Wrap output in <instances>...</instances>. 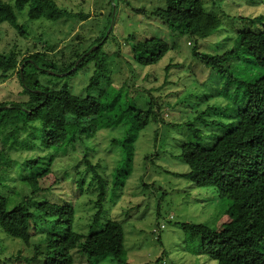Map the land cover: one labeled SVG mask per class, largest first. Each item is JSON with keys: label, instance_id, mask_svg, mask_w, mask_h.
<instances>
[{"label": "rangeland", "instance_id": "rangeland-1", "mask_svg": "<svg viewBox=\"0 0 264 264\" xmlns=\"http://www.w3.org/2000/svg\"><path fill=\"white\" fill-rule=\"evenodd\" d=\"M0 2L13 7V0ZM55 2L74 13L88 14V17L50 20L35 18L34 14L28 16L26 10H15L24 35L9 22H1L0 50L6 54L14 51L19 59L34 50L48 52L50 57L59 61L62 56L72 59L75 51L83 50L101 38L105 31L106 41L98 56H105L107 70L89 93L96 95L99 90L112 85L120 91L123 101L135 104L140 110L137 115L139 122L144 121L146 125L138 130L133 141L131 170L123 185L114 189L112 173L121 159V148L111 140L123 135L124 124L106 127L99 114L93 119V136L83 140L76 138L72 145L67 140L54 152L52 148L41 145L32 126L15 127L2 117L1 196L9 204L24 201L31 210L40 201L68 203L74 208L71 227L84 235L102 229L109 219L121 223L124 263H118L109 254L89 259L75 252L72 264H217L216 260L199 251V239L191 238L181 223L218 228L229 219L225 212L227 201L219 196L215 187L196 185L184 176L188 166L179 152L181 144L193 139L189 125L211 142L213 130L220 131L221 128L211 127L207 120L220 117L210 111L201 112L211 105L226 109L236 107L241 100V92L193 57L191 49L196 43L198 51L222 54L233 46L238 27L263 28L264 22L253 24L245 19L264 13V0H203L205 10L217 16L221 26L202 39L189 36L180 26L165 25L146 12L136 13L137 8L146 11L164 8V0ZM113 4L116 5L115 12L109 18ZM151 37L159 39L158 53L164 54L154 63H140L137 57L144 56V53L139 55L131 42L138 47ZM238 62L237 57H232L230 69L235 68ZM92 72L93 62L74 75L58 78L50 73H38L36 77L51 88L66 83L75 95L83 96L87 93L85 86ZM20 91L16 70L5 75L0 72V101L21 100L24 96ZM148 110L149 121L146 120ZM66 131L67 137H72L74 126L66 125ZM49 154H53L48 161V168L55 179L52 184L48 183L51 179L48 180L43 171L24 167L27 159L42 156V161H45ZM86 158L93 164H99L97 171L105 181V199L96 224L92 219L98 209V186L87 169ZM36 173L41 177L43 190L34 192L32 178ZM40 238L42 236L38 233L26 243L0 228V264H40V258L28 260Z\"/></svg>", "mask_w": 264, "mask_h": 264}, {"label": "trees", "instance_id": "trees-1", "mask_svg": "<svg viewBox=\"0 0 264 264\" xmlns=\"http://www.w3.org/2000/svg\"><path fill=\"white\" fill-rule=\"evenodd\" d=\"M164 1V8L149 11L137 8L136 13L146 12L165 25L180 26L189 36L198 39L208 37L221 26L219 18L205 10L203 0ZM15 10H26L28 16L34 14L35 18L50 20L88 17V14H77L58 5L55 0H13V7H6L0 2V23L9 22L22 35L24 32ZM111 11L112 5L109 18ZM245 20L261 24L264 13ZM104 34L105 31L101 33V38L83 50L75 51L72 59L62 56L60 61L40 50H34L21 59L14 51L6 54L0 50V72L5 75L16 70L20 94L24 96L21 100L0 101V120L5 117L15 127L32 126L36 136L39 135L41 145L52 148L54 152L67 140L72 145L76 138L83 140L93 136V119L99 114L106 127L124 124L123 135L111 140L112 144H118L121 148V159L112 173V187L115 189L123 185L131 170L133 141L146 122H139L137 115L140 110L135 104L123 101L120 91L112 85L99 90L96 95L89 93L107 70L105 56H98L106 41ZM158 40L146 38L138 47L131 42L139 55L144 53V56L137 57L140 63H154L164 54L158 53ZM94 44L97 45L96 49L83 56ZM195 45L191 49L192 56L240 91L241 100L238 106L228 109L220 105L207 106L201 113L210 111L223 118L207 120L211 127L221 130H213L210 142L206 141L207 137L202 138L204 135L198 129L189 125L193 139L181 144L179 152L180 158L188 166L184 176L196 185L215 187L219 196L227 201L225 212L229 219L218 228L189 222L181 223V227L191 238L199 239V251L216 260L217 264H264V27L256 30L238 27L233 46L222 54L198 51ZM232 57H237L239 62L230 69ZM79 58L75 69L71 70ZM91 62L93 72L85 86L87 93L83 96L75 95L66 83L51 88L36 77L38 73L49 74L47 70L63 73H50L58 78L74 75ZM5 105L9 107H3ZM149 114L150 110L146 116L148 121ZM70 124L74 126V134L69 138L66 125ZM52 155L49 154L45 161H42V156L29 158L24 167L43 171L47 179H51L48 183H55L48 168ZM85 162L98 186V209L92 219V223L96 224L105 199V181L97 171L98 163L93 164L87 158ZM37 175L34 174L32 178L34 192L43 190L41 177ZM73 218L74 208L68 203L40 201L31 210L26 202L9 204L0 194V228L26 243L38 233L42 236L34 245V254L28 259L30 262L40 258V264H72L75 252L89 259L109 254L118 263L125 262L124 232L120 222L109 219L102 229L84 235L72 229Z\"/></svg>", "mask_w": 264, "mask_h": 264}, {"label": "water", "instance_id": "water-1", "mask_svg": "<svg viewBox=\"0 0 264 264\" xmlns=\"http://www.w3.org/2000/svg\"><path fill=\"white\" fill-rule=\"evenodd\" d=\"M115 4H113L112 5V11H111V15L113 16V14H114V12H115ZM97 47V45H92L86 52H84L83 53V56L84 55H86L87 53H90L91 51H93L95 48ZM80 60V58L79 59H77L76 60V62H75V64H74V66L71 68V70H73V69H75V67H76V64H77V62ZM21 67H22V65H21ZM49 73H52V74H63V73H57V72H54V71H52V70H47ZM8 105H5V106H3V107H7Z\"/></svg>", "mask_w": 264, "mask_h": 264}, {"label": "built area", "instance_id": "built-area-1", "mask_svg": "<svg viewBox=\"0 0 264 264\" xmlns=\"http://www.w3.org/2000/svg\"><path fill=\"white\" fill-rule=\"evenodd\" d=\"M170 217H171V216H170ZM160 227H161V228H162V227H164V224H163V223H161V224H160Z\"/></svg>", "mask_w": 264, "mask_h": 264}]
</instances>
